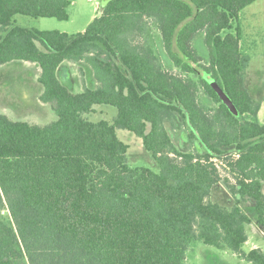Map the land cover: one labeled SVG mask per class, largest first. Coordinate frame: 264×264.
Instances as JSON below:
<instances>
[{
	"label": "trees",
	"instance_id": "1",
	"mask_svg": "<svg viewBox=\"0 0 264 264\" xmlns=\"http://www.w3.org/2000/svg\"><path fill=\"white\" fill-rule=\"evenodd\" d=\"M256 1L102 0L86 30L68 34L15 17L69 20L72 0H0V66L37 64L39 99L57 115L40 126L0 113V264H185L194 241L264 264L263 249H243L248 225L264 229V124L245 82L240 22ZM199 33L208 63L194 45ZM65 61L86 66L96 86L73 91L60 76ZM98 105L116 117L90 120ZM182 126L192 151L175 143ZM118 129L143 140L158 172L130 165Z\"/></svg>",
	"mask_w": 264,
	"mask_h": 264
},
{
	"label": "rangeland",
	"instance_id": "2",
	"mask_svg": "<svg viewBox=\"0 0 264 264\" xmlns=\"http://www.w3.org/2000/svg\"><path fill=\"white\" fill-rule=\"evenodd\" d=\"M101 12L102 0H72V4L68 8L69 20L61 21L57 18H35L28 15H17L15 24L41 31L59 30L68 34H78L86 30L92 21L93 15L98 16ZM240 22L243 30L242 52L250 59L245 71V82L251 95L263 102V108L258 115V120L264 124V0H257L247 6L240 14ZM152 28L156 49L160 53L165 66L171 68L172 65L164 52L159 32L155 30L154 26ZM194 45L203 56V62L208 63L209 55L204 43L203 33L197 34ZM6 65L0 66V113L7 115L12 120L25 121L40 126L56 121L57 115L51 105L39 99L42 93V87L38 82L40 67L35 63L20 61ZM62 66L60 76L73 91L80 92L86 87L96 86L93 75H89V69L83 64L65 61ZM173 69L178 71L175 67ZM200 96L206 105L213 108L217 107V104L202 92ZM116 115L117 109L115 107L98 105L95 107V112L90 114L88 118L93 121L101 119L112 120ZM117 134L121 140L130 145L128 160L132 167H147L155 172L159 171L158 164L146 151L143 140L140 137L124 129H118ZM174 134L177 147L189 151L193 150L189 131L185 126L175 129ZM216 162L223 178L234 182L228 163L226 161L222 163L221 160H216ZM215 197H217V193L214 194ZM5 215H8V213L6 212ZM253 228V225H248L247 231L253 234V241H257L264 250V235L253 231ZM251 247V244L248 243L243 246V249L248 252ZM185 264L252 263L240 259L230 250H220L201 241H194L187 253Z\"/></svg>",
	"mask_w": 264,
	"mask_h": 264
},
{
	"label": "crops",
	"instance_id": "3",
	"mask_svg": "<svg viewBox=\"0 0 264 264\" xmlns=\"http://www.w3.org/2000/svg\"><path fill=\"white\" fill-rule=\"evenodd\" d=\"M100 15V14H99ZM98 15V16H99ZM97 15H93L92 16V20L96 17ZM23 62V61H22ZM28 63H30V62H28ZM23 65H27V64H23ZM29 65V64H28ZM31 65H33V64H31ZM3 66H7V65H3ZM262 108H263V102L261 101V108H260V110H259V112H258V115L260 114V112H261V110H262ZM218 191H221V192H223V193H227V189L224 187V185L223 184H221L220 186H219V189H217ZM263 192H264V183H263ZM216 198V197H215ZM216 200H219L218 198H216ZM243 208H244V210L246 209V210H248V212L247 213H249L250 214V216L251 217H253L254 218V216H255V213H254V211H253V208H254V206H255V202L253 201V200H251V199H246L244 202H243ZM245 210V211H246ZM251 226L253 225V231H256L257 233H261L262 235H264V229H263V227L261 226V225H259V224H257V222L256 221H253L251 224H250ZM247 234H248V241L246 242V244H248V243H250L251 244V249H254V248H261L260 247V245H259V243L257 242V241H253V234L251 233H249L248 231H247ZM262 249V248H261ZM235 255V254H234Z\"/></svg>",
	"mask_w": 264,
	"mask_h": 264
},
{
	"label": "water",
	"instance_id": "4",
	"mask_svg": "<svg viewBox=\"0 0 264 264\" xmlns=\"http://www.w3.org/2000/svg\"><path fill=\"white\" fill-rule=\"evenodd\" d=\"M211 86L216 90L220 98L222 99L223 103L228 106V108L233 112L237 113V109L232 102V100L228 97L224 89L214 80L210 81Z\"/></svg>",
	"mask_w": 264,
	"mask_h": 264
}]
</instances>
